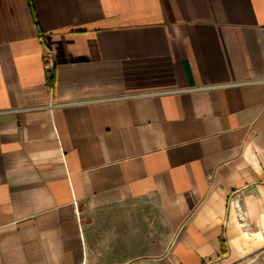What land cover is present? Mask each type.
<instances>
[{
	"label": "crops",
	"instance_id": "obj_1",
	"mask_svg": "<svg viewBox=\"0 0 264 264\" xmlns=\"http://www.w3.org/2000/svg\"><path fill=\"white\" fill-rule=\"evenodd\" d=\"M263 249L264 0H0V264Z\"/></svg>",
	"mask_w": 264,
	"mask_h": 264
},
{
	"label": "rangeland",
	"instance_id": "obj_2",
	"mask_svg": "<svg viewBox=\"0 0 264 264\" xmlns=\"http://www.w3.org/2000/svg\"><path fill=\"white\" fill-rule=\"evenodd\" d=\"M238 264H264V249L253 256L243 259Z\"/></svg>",
	"mask_w": 264,
	"mask_h": 264
}]
</instances>
